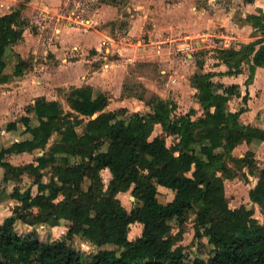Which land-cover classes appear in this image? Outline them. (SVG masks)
Here are the masks:
<instances>
[{
	"label": "trees",
	"instance_id": "obj_1",
	"mask_svg": "<svg viewBox=\"0 0 264 264\" xmlns=\"http://www.w3.org/2000/svg\"><path fill=\"white\" fill-rule=\"evenodd\" d=\"M20 14L16 10L0 15V83L8 81L9 48L24 38ZM246 20L261 36L220 50L218 58L229 66L228 74H239L243 63H251L252 79L256 68L264 67V14L249 15ZM21 62L14 72L18 77L24 73ZM216 75L197 72L194 76L195 96L203 108L198 119H193L195 109L173 116L175 106L161 97L152 101L154 109L148 115L130 114L124 108L107 110L109 95L91 86L71 91L69 113L57 100L36 99L31 111L39 123L32 125L29 116L20 121L29 137L0 149L5 176L27 173L37 186L35 194L32 187L24 191L17 187L11 194L17 203L0 224V264H264V223L245 206L231 208L225 188L227 179L237 177L228 159L241 168L251 167V173L258 170L249 196L264 214V167L248 160L255 157L252 150L242 158L234 155L243 143L263 142L264 128L244 124L243 109H229L238 86L225 87L214 81ZM81 117L89 119L83 133L78 131ZM156 125H161L163 135L153 137ZM7 129L17 130L18 122H11ZM55 134L57 141L49 153L37 156V163L16 166L8 160L10 155L47 149ZM168 136L175 139L172 146L167 144ZM48 167L53 174L45 182ZM105 169L112 174L107 187L102 176ZM86 178L91 184L85 190ZM159 186L171 189L174 199L161 202ZM132 187L141 204L128 209L118 195ZM60 196L64 198L57 201ZM191 213L197 216L196 237H207L214 246L209 259L193 263L187 261L185 248L177 246L171 226L173 219L185 221ZM63 220L70 222L71 239L83 236L96 249L88 254L72 242L40 239L38 226L54 227ZM136 223L143 224L142 235L130 240L131 225ZM18 225L30 232L20 234Z\"/></svg>",
	"mask_w": 264,
	"mask_h": 264
},
{
	"label": "rangeland",
	"instance_id": "obj_2",
	"mask_svg": "<svg viewBox=\"0 0 264 264\" xmlns=\"http://www.w3.org/2000/svg\"><path fill=\"white\" fill-rule=\"evenodd\" d=\"M29 1L30 0H19V3H16V6L18 7H10V3L5 5L1 4L3 9H0V13L10 10L12 12L21 10L22 14H20L19 20L20 24L24 22L25 29L28 27L33 28V33L36 32L35 28H38L42 35L44 34L43 37L47 38V41L50 40V37L54 38L55 36L53 32H51V27L55 22H64V24L74 22L72 25L76 26L82 32H95L97 30L107 29L108 35L113 39L117 41L122 39L127 43L131 42L128 39L129 37L132 42L140 40L146 44L152 38L157 39L163 36V34H157L161 32H157L152 36L150 32L143 28L144 25L140 26V21L137 22V27L134 29L133 33L129 34V7H132L133 10V4L137 5V8L141 6L144 7L145 4L148 3L144 0H138L136 2L135 0H65L66 3L63 2V4L61 6L59 5L58 8H37L31 16L32 20H30L32 22L28 21L29 19H27V15L23 13V9L26 8V4L29 3ZM130 2L132 4H130ZM161 2H165L168 5L173 4L172 0H161ZM151 4L153 6L157 5L156 3ZM102 5H105L103 11L100 10ZM204 8L207 11H205ZM210 9H212L211 0L184 1L181 10L178 11V15L181 17V23L179 25L181 27L188 26L190 28H195L192 31H186L192 36L188 39L189 46L181 47L180 45H177V43H173L176 45L167 48V53L162 56L164 58L162 61H148V52L147 50H144L141 45H139L140 47L138 48L136 47V49L135 47L127 45L128 48L136 51H134L135 53H132V51H126L122 56L116 53L114 54L108 52L106 49L112 48L111 42H113V40L108 39L107 37L105 40H101V47L99 51L95 47L91 48L88 51L90 56H94V53L99 55V58L95 59L94 66L96 64L100 65L103 60L106 61V59L103 58H107V60L110 61L126 59L129 56H133V58H135L134 61L127 63L129 65L124 66V68H127L125 71L127 75L124 77L123 89L121 90V88H119L122 93L118 92L114 100H112L113 96L110 91L100 88L102 86L100 85V82L99 84L98 81H96V84L99 87H94L90 84L88 85L84 81V75H82L83 83L80 80L76 83L77 86H70L68 84L62 85V79H56V81H53L50 77L37 79L36 76L33 75L30 78H26L27 81L22 80L25 74H29L31 71H40V73H43L46 76L55 72L53 69V58L50 57V54H48L46 50L48 46L42 45L39 53L30 58L27 57V54L25 55L26 57H22L23 54L18 46L21 44L20 42H22L23 38L19 43L9 48L7 67L5 69V75L7 76L8 81L6 83H0V131L1 129L8 130L7 127L11 122H18V129L10 132L8 130V133L5 135V141H11L12 139L20 141L27 138L26 133L23 132L24 126L22 122H20L24 116L30 117L32 125H37L39 123L35 112L31 111V106L34 105L36 99L44 97L47 100H57L62 104L65 112L69 113L72 110L68 103V96L75 87L81 86H91L96 92L107 93L110 97V105L107 110H118L124 108L130 114L139 113L142 115H148L153 112L154 109L152 101L157 97L165 96L161 98H166L167 102L175 106L173 116H180L181 114H186V112L188 113L191 109H193V107H191L193 101H197L196 96L193 94L195 74L197 72L201 73L200 71H210L212 68V57L218 58L220 56V50H222L212 46V15L209 12ZM137 10L141 11L142 9ZM71 12L75 13L74 20L69 16ZM169 14L171 13L169 12ZM102 17L104 19H102ZM148 29L151 31L152 26L149 25ZM134 44L135 42H133V45ZM80 51V47L74 50L72 49L69 52V56L74 58L80 53ZM189 53H192V57L187 55ZM22 60H24L23 63L21 62ZM20 62L22 63L24 73L22 76L18 77L14 75V72L16 65ZM198 64L203 65L202 70L198 67ZM178 70L182 72L183 75L187 76L182 77V81L177 80V82L174 81L172 83L179 94L176 95V93H173L174 88H172L171 91L165 90L157 93L154 90H151L150 87L146 86V83H149V80L150 82L154 80L159 83L158 85L163 84L166 88L167 80L170 81L171 79L168 73H174ZM116 74H119V71H117ZM164 77H167L166 80L163 79ZM186 78L190 79L192 89L189 88L188 82L185 81L187 80ZM34 80H44L45 84L37 85L36 83H33ZM120 102H124L127 106L121 107L122 105ZM180 107H183V109ZM200 116V111L198 112L195 110L193 119H198ZM81 118H83V123L78 127L79 133H83L85 131L86 123L89 120L86 117ZM157 135H163L161 125L155 126L153 137ZM57 139L58 135L55 134L50 140L47 149L37 150L34 153L27 154L26 157H23L19 162L21 165L28 162L37 163V156L49 153L50 147L57 141ZM166 139L168 146H172L175 141L174 137L168 136ZM247 152L245 149H242V152L238 153L239 155L237 156L241 155L242 158L246 156ZM254 156L255 157H249L248 160L253 162L257 161L255 153ZM262 159L264 161V158ZM228 161L237 173V177L227 179L225 182L226 196L229 206L233 209L245 206L248 210L253 212L255 218H257L261 223H264V214L262 213L261 207L254 203L249 196L251 188H253L255 182L258 181L259 171L257 170L256 172L251 173V167L241 168L240 163L233 162L230 159H228ZM71 162L75 163L76 159L71 158ZM52 174L53 170L51 167L44 169V181L48 182L52 177ZM102 176L104 184L107 187L112 179L110 170H103ZM33 183L34 178L27 173L20 175L16 172L8 177L0 176V224L4 222L5 218L9 216L15 208L17 202L11 197L15 188H22L24 191L28 187H32L33 193L35 194L37 193V186ZM90 184L91 179L86 178L84 180L83 188L85 190L88 189ZM132 191L133 187L129 191L122 192L118 195L122 204L128 209H132L134 206L141 204L140 200L136 197L133 198ZM174 196L175 193L171 189L159 186V199L161 202L168 203L174 199ZM63 198V196H60L57 201H60ZM10 207H12V211H10ZM196 217L195 213H191L185 221H181L176 218L171 221L172 234L177 241L176 244L177 246H183L185 248V251L188 254L187 261L189 263H193L196 259H209L214 250V246L209 242L207 237H196ZM69 223V221L63 220L59 225L54 227L42 224L37 227V232L39 233L40 239L44 242H72L77 248L86 251L88 254L93 252L96 248L92 246L83 236L77 235L73 239L69 237ZM17 230L20 234H27L30 232L29 229L23 225H18ZM142 231L143 224L136 223L131 225L129 233L130 240H136L142 235Z\"/></svg>",
	"mask_w": 264,
	"mask_h": 264
},
{
	"label": "crops",
	"instance_id": "obj_3",
	"mask_svg": "<svg viewBox=\"0 0 264 264\" xmlns=\"http://www.w3.org/2000/svg\"><path fill=\"white\" fill-rule=\"evenodd\" d=\"M136 1L138 0H135V2ZM144 1L148 2L144 7L141 6L137 8L138 6L134 4V10L132 7H129V34L133 33L134 29L137 27L138 21H140V26L144 25L143 28L150 32L152 36L157 32H161L157 34H163L161 38H152L146 44H144L140 40H136L133 41L135 42V44L133 45L130 37L128 38L131 41L130 43L124 42L122 39L117 41L108 35L107 29L97 30L95 32H82L76 26L70 23L64 24V22L53 23L51 32H53L55 36L54 38L50 37V40L48 41L47 38L43 37L44 34L42 35L38 28L36 29L34 27L36 30V32L34 33L32 31L33 28H26L24 32V39L18 46V48L21 49V53L23 54L22 57H26L25 55L27 54V57L30 58L33 55H37L39 53L42 45L48 46L46 50L47 53L50 54V57L53 58V69L55 70V72L50 74L49 76H46L45 74L40 73V71H31L29 74H25L22 80L27 81L26 78H30L32 75L36 76L37 79L50 77V79H53V81H56V79H62V85L68 84L71 86L76 85V83L80 80L83 83L82 75H84V81L88 85L90 84L91 86L99 87L96 84V81H98V83L100 82L101 84H99L102 85L100 88L106 91H110L113 96L112 100H114L118 92L122 93L119 88H121V90L123 89L124 77L127 75V73L125 72L127 68H124V66L129 65L127 63H129L130 61H134L135 58H133V56H129L126 59L111 61L107 60V58H103L106 59V61L103 60L100 65L96 64L94 66L95 59L99 58V55L94 53V56H90L88 54V51L91 48L95 47L99 51L101 47V40H105V38L107 37L108 39L113 40V42H111L112 48L106 49V51L108 52L114 54L116 53L122 56L126 51H132V53H135L134 51H136L131 50V48H128L127 45L135 47V49L136 47L138 48L140 47L139 45H141L143 46V49L147 50L148 52V61H162L164 59L162 56L167 53V48L176 45L173 43H177V45H180L181 47H188V39L192 36L186 31H192L195 29L194 27L190 28L188 26H185V28L179 25L181 23V17L178 15V11L181 10V7L183 6L185 0H172V5L161 2V0ZM211 1L212 9H210L209 12L212 15V35L220 37L223 34H231L237 39L238 45H244L256 41L261 36V33L258 32L251 23L247 22L246 19L249 15H259L262 13L264 14V0H253L250 2L246 0ZM17 2L19 3V0H0V9L2 8L1 4L5 5L7 3H10V7H13L16 6ZM63 2H65V0H30L29 3L26 4V8L23 9V13L27 15V19H29L28 21L32 22L31 16L37 8H58L59 5L61 6L63 4ZM151 3H156L157 5L153 6ZM130 4L132 3L130 2ZM104 8L105 5H102V8L100 10L103 11ZM137 9L142 10L140 11ZM204 10L207 11L205 8ZM10 12L12 11L10 10L1 12L0 15H4ZM169 12L171 14H169ZM102 19L104 18L102 17ZM149 25L152 26L151 31L148 29ZM78 47H80L81 49L80 53L74 58L70 57V50L77 49ZM259 47L260 46H258L257 48ZM187 55L192 57V53H189ZM241 69L242 71L239 74H228L227 72L229 70V66L219 58L212 57V68L210 69V71L217 73V75L214 77V81L223 84L225 87H230L233 85L238 86L237 93L232 95L229 100V109L234 112L243 109L241 121L244 124H251L253 126L264 128V67H257L252 79H250L251 63H243ZM117 71H119V74H116ZM168 74L171 79L170 81L167 80L166 88L163 84L158 85L159 83L155 82L154 80L151 82L149 80V83H146V86L150 87L151 90H154L157 93L165 90L171 91V89L175 87L172 83L174 81L177 82V80H181L182 77L186 76L183 75L179 70L174 73L169 72ZM166 78L167 77H164L163 79L166 80ZM185 81L188 82L189 88L192 89L190 79L188 78ZM33 83H36L37 85L45 84L44 80H34ZM173 93H176V95L179 94L176 88H174ZM196 93L197 89L194 88L193 94L195 95ZM120 103L122 105L121 107L127 106L124 104V102ZM191 105L193 109L198 112L200 111V115L203 114V108L198 101L194 100L193 104ZM181 109H183V107ZM7 133L8 130L1 129L0 131V149H2L3 147H8L12 143L19 141L15 139H12L11 141H5V135ZM26 135L28 138L29 135ZM242 149H245L246 152L252 150L256 154L257 165L260 168L264 167V161L262 159L264 158V141L252 143L250 145L247 143H243L234 150V155H239L238 153H241ZM27 154L30 153L10 155L8 156V160L12 164L18 166L21 165L19 161H21L23 157H26ZM237 157H241V155ZM0 176H5V169L2 167H0ZM256 184L257 182H255L253 187ZM11 209L12 207H10V211H12Z\"/></svg>",
	"mask_w": 264,
	"mask_h": 264
},
{
	"label": "built area",
	"instance_id": "obj_4",
	"mask_svg": "<svg viewBox=\"0 0 264 264\" xmlns=\"http://www.w3.org/2000/svg\"><path fill=\"white\" fill-rule=\"evenodd\" d=\"M74 14H75L74 12H71V14L69 15L70 18L73 20H74ZM72 23L74 22H70V24ZM211 37H212L211 42L213 47H217L223 50V49H233L238 46L237 39L235 38V36L231 34H223L220 37L216 35H212Z\"/></svg>",
	"mask_w": 264,
	"mask_h": 264
},
{
	"label": "water",
	"instance_id": "obj_5",
	"mask_svg": "<svg viewBox=\"0 0 264 264\" xmlns=\"http://www.w3.org/2000/svg\"><path fill=\"white\" fill-rule=\"evenodd\" d=\"M133 198H135V197L133 196Z\"/></svg>",
	"mask_w": 264,
	"mask_h": 264
}]
</instances>
